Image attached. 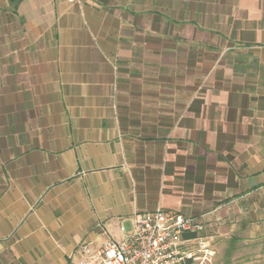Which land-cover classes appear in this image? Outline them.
Masks as SVG:
<instances>
[{"label": "crops", "instance_id": "1", "mask_svg": "<svg viewBox=\"0 0 264 264\" xmlns=\"http://www.w3.org/2000/svg\"><path fill=\"white\" fill-rule=\"evenodd\" d=\"M158 209L264 237V0H0V260Z\"/></svg>", "mask_w": 264, "mask_h": 264}, {"label": "built area", "instance_id": "2", "mask_svg": "<svg viewBox=\"0 0 264 264\" xmlns=\"http://www.w3.org/2000/svg\"><path fill=\"white\" fill-rule=\"evenodd\" d=\"M203 232L200 221L181 213L162 209L137 213L122 241L110 239L95 250L84 247L76 264H186L195 258L191 250L195 245L198 253L209 254Z\"/></svg>", "mask_w": 264, "mask_h": 264}, {"label": "rangeland", "instance_id": "3", "mask_svg": "<svg viewBox=\"0 0 264 264\" xmlns=\"http://www.w3.org/2000/svg\"><path fill=\"white\" fill-rule=\"evenodd\" d=\"M220 223L203 224L201 237L209 254L198 253L197 245L191 247L195 253L192 264H264V237L249 238L237 224ZM0 264H6L3 258Z\"/></svg>", "mask_w": 264, "mask_h": 264}, {"label": "trees", "instance_id": "4", "mask_svg": "<svg viewBox=\"0 0 264 264\" xmlns=\"http://www.w3.org/2000/svg\"><path fill=\"white\" fill-rule=\"evenodd\" d=\"M185 238H189V236H185ZM193 260H189L188 262H186V264H192Z\"/></svg>", "mask_w": 264, "mask_h": 264}]
</instances>
